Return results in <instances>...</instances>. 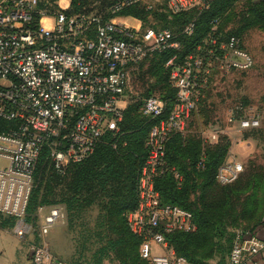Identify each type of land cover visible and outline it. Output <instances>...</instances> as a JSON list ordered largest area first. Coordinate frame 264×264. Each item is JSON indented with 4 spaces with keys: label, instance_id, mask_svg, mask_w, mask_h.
Returning <instances> with one entry per match:
<instances>
[{
    "label": "built area",
    "instance_id": "obj_1",
    "mask_svg": "<svg viewBox=\"0 0 264 264\" xmlns=\"http://www.w3.org/2000/svg\"><path fill=\"white\" fill-rule=\"evenodd\" d=\"M211 1L168 0L163 12L202 13ZM140 2L116 0L109 8L114 18L106 20L94 12H77L74 0H0V215L14 218L13 232L19 239L35 234L42 240L66 222L62 205L40 207L36 228L26 221L42 155H48L60 175L92 156L108 134L120 133L130 69L156 54L180 49L168 29H143L140 22L115 20ZM218 28L215 21L207 40L181 64L175 65V57L167 62L172 67L169 82L176 90L173 108L168 111L158 96L143 103L142 113L155 123L145 143L138 208L127 215V222L141 240L140 258L148 264H192L175 253L167 236L194 233L193 214L163 204L155 188L166 171L167 143L175 133L185 135L207 77L214 71L247 72L255 66L241 40L222 37ZM194 29L191 22L184 33L190 36ZM233 115L241 131L260 128L264 119L263 113L243 104ZM243 171L241 162L226 161L216 180L226 186ZM173 172L181 183V175ZM30 249L31 264H71L44 243H33ZM263 250L264 242L254 233L236 230L228 264H250Z\"/></svg>",
    "mask_w": 264,
    "mask_h": 264
},
{
    "label": "trees",
    "instance_id": "obj_2",
    "mask_svg": "<svg viewBox=\"0 0 264 264\" xmlns=\"http://www.w3.org/2000/svg\"><path fill=\"white\" fill-rule=\"evenodd\" d=\"M234 1L236 2V0ZM233 2L232 5L234 4ZM73 4L77 12L82 11L79 10L78 0H74ZM232 5L229 4V0H213L209 9L202 13L187 12L172 16L163 12L165 6L163 5L161 13L169 19L170 25L160 30H170L180 44L179 50H170L151 57L157 56L160 59L154 70L155 74L160 77V82L165 85L168 91L158 97L166 103L168 111L174 106L176 90L171 87L169 82L172 67H168L166 65L167 62L175 57V65L181 64L186 57L196 53L197 46L201 45L209 37L215 21L219 23L220 34L225 37L222 34L221 24L227 10ZM133 9L134 6L126 8L121 14L127 17L129 14H134ZM96 14L106 20L114 18L109 10L106 16L101 13ZM252 16L251 21L254 25L264 21V3L252 7ZM180 22H184L185 25L182 36L177 37L176 34L178 32L176 33L174 30ZM191 22L195 23V29L193 34L189 36L184 33V28ZM230 36L238 37L237 35ZM243 105L247 106L244 103ZM135 112L134 107H129L124 112V119L120 124V133L116 136L108 134L92 156L80 164L72 165L64 176L54 171L47 154L42 155L34 174V184L39 177L42 178L39 187L33 189L31 193L26 221L36 228L38 224L37 213L40 207L62 205L68 218V227H73L75 222L82 220L85 212L98 208L100 214L95 218L97 228L93 230V233L88 238L93 236V238L97 239L98 236L102 237V240L105 238L109 239L107 243L109 248L100 250L99 263L109 255L110 249L113 250L116 247V243L111 247L113 244L110 239L111 235H108V232H110L119 237L120 244L126 246L125 254L128 262L131 264H148L140 258L139 248L141 240L131 232L127 222V215L138 208V178L147 158L145 143L155 121L143 114L147 118V122L143 123L142 120L139 121L134 117ZM182 136L184 135L175 133L167 143L166 171L156 179L155 188L159 192L163 204L176 205L192 213L197 228L194 233H174L167 236L169 246L178 256L186 258L192 264H210L207 262L215 257L213 240L216 237V233L221 231L227 222L228 210L226 205L229 194L232 191H228L229 193L225 194L224 201H207L204 195L202 201H200L199 208H194V203L190 202V193L201 186L204 192L214 187L228 190L240 180L243 173L240 174L235 182L229 185L222 186L218 184L216 177L220 167L226 162L225 159L228 156L230 145H217L209 147L205 152H202L200 148L198 149L195 146L196 143L194 141L183 143ZM124 140L127 146L123 149L122 142ZM192 142L195 144H191ZM118 153H121V155ZM187 157L191 158V164L185 163V158ZM202 160L203 164L199 166ZM172 165L178 167V170H173ZM173 171L178 172L180 175L184 174L185 178L184 180L182 178L181 183H178L175 179ZM46 176H48V179ZM61 177H66L64 185L62 184L63 180L59 181ZM197 179L201 180V184L197 183ZM248 190L253 193L262 191L263 197L258 201L254 193V197L247 201L245 215L250 222L247 227L236 230L241 229L254 233L261 224L264 215V174L260 178L253 176V180L247 185L246 192ZM240 194L242 195V193ZM2 218V215H0V221ZM14 223V218L9 217L1 225L13 227ZM95 230H99V232L95 234ZM234 238L235 232L232 234L229 251L227 250L222 254L223 257H221L218 264H228V257L233 247ZM208 247H211V249L205 255L207 261H197L198 251ZM69 262L78 264L73 261Z\"/></svg>",
    "mask_w": 264,
    "mask_h": 264
},
{
    "label": "rangeland",
    "instance_id": "obj_3",
    "mask_svg": "<svg viewBox=\"0 0 264 264\" xmlns=\"http://www.w3.org/2000/svg\"><path fill=\"white\" fill-rule=\"evenodd\" d=\"M116 0H78L79 10L93 11L101 13L103 16L108 14L112 3ZM234 0H229L232 5ZM166 0H142L134 6L133 13L124 18V14L118 18L124 22H134L140 24L143 29L153 28L162 29L170 25L169 19L161 13ZM227 10L223 17L221 28L225 37L237 35L242 44L248 49L255 59V66L247 72H231L222 74L214 71L206 81L199 93L197 106L192 113L187 128L186 135L182 136L183 143L194 141L191 144L205 152L209 147L229 144L231 147L237 143L242 144L243 149L248 144H252V154L250 156L232 157L230 150L225 161H241L244 165V172L240 180L228 190L220 187L209 188L205 192L203 187H198L190 193V202L194 203V208L200 207V201L203 196L207 201H224L225 194L229 193L227 210L228 217L224 228L216 233L213 240L215 257L207 263H215L221 260L222 254L230 248V241L233 232L236 229L247 227L250 222L245 215L246 203L254 197L261 200L262 191L259 193L246 192L247 185L253 176L258 178L264 174V119L262 125L257 130L241 131L236 122L233 120L235 108L240 104H246L253 111L264 114V21L256 25L251 21L252 7L259 6L264 0H236ZM126 17V16H125ZM123 18V19H122ZM137 20V21H136ZM140 22V23H139ZM185 23L177 24V37L182 36ZM159 57L146 59L139 65L130 69V93L126 99V110L134 107L136 112L134 117L143 123L147 118L142 113L144 100L150 96H162L167 93L168 89L160 82V77L155 74V68L159 63ZM216 136V139L212 137ZM185 139V141H184ZM123 149L127 146L126 141L122 142ZM248 147V146H247ZM242 149V151H243ZM123 151V150H121ZM117 151V152H121ZM121 155V153H118ZM47 161V160H46ZM191 158H185L186 164H191ZM173 170L178 167L172 165ZM48 165V169H49ZM182 175V174H181ZM184 175V174H183ZM182 178L184 180V176ZM64 176V175H63ZM67 177V176H66ZM59 181L64 185V179ZM39 177L34 184V189L39 187L41 182ZM48 179V176H46ZM53 182V177L51 178ZM201 184V180L197 179ZM198 185V184H197ZM199 186V185H198ZM252 187V186H251ZM242 193V195L240 194ZM236 209V210H234ZM98 208L84 213L82 220L75 222L73 227H68V218L64 225L58 226L59 233L54 238L53 245L47 247L51 252L56 253L66 261H73L78 264H131L126 260V246L120 244L119 237L108 232L112 241L111 247L116 243L115 249L109 250V255L100 260V250L109 248L107 244L109 239L102 237L88 238L96 227L95 218L99 215ZM99 230H95V234ZM211 247L200 250L197 253V261H207L205 255ZM229 251V250H228Z\"/></svg>",
    "mask_w": 264,
    "mask_h": 264
},
{
    "label": "crops",
    "instance_id": "obj_4",
    "mask_svg": "<svg viewBox=\"0 0 264 264\" xmlns=\"http://www.w3.org/2000/svg\"><path fill=\"white\" fill-rule=\"evenodd\" d=\"M115 20L118 22L121 19ZM243 146L244 145L242 144H234L231 147L230 155L234 158L250 156L253 153L252 144H248V147L246 146L245 149H243ZM2 217L3 218L0 221V264H31V245L33 243H44L46 246L53 245L54 238L59 233V227H55L42 240L37 238L35 234L28 235L26 239L22 240L15 235L12 226L1 225L2 222L9 218L6 216ZM254 235L264 242V215L262 217L261 224L258 228H256ZM250 264H264V250L256 255Z\"/></svg>",
    "mask_w": 264,
    "mask_h": 264
}]
</instances>
